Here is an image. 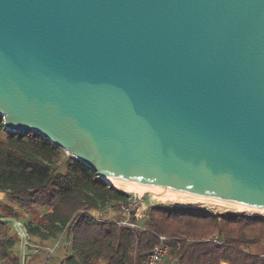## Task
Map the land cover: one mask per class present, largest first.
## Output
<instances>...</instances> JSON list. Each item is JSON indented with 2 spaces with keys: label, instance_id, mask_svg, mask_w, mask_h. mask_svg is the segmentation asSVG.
Instances as JSON below:
<instances>
[{
  "label": "water",
  "instance_id": "1",
  "mask_svg": "<svg viewBox=\"0 0 264 264\" xmlns=\"http://www.w3.org/2000/svg\"><path fill=\"white\" fill-rule=\"evenodd\" d=\"M0 115L104 176L264 208V0H0Z\"/></svg>",
  "mask_w": 264,
  "mask_h": 264
},
{
  "label": "trees",
  "instance_id": "2",
  "mask_svg": "<svg viewBox=\"0 0 264 264\" xmlns=\"http://www.w3.org/2000/svg\"><path fill=\"white\" fill-rule=\"evenodd\" d=\"M62 152L38 133L8 131L0 115V191L28 212L36 207L48 210L30 228L44 240L56 238L70 224L72 247L83 264H147L146 255L161 235L180 238L168 264H264L252 252L253 246L264 245V216L212 214L160 204L151 208L145 230H130L81 213L100 212L109 203L126 202L127 196L75 158L65 172H57L54 164ZM131 218L138 221L134 212ZM7 226L0 222V234ZM211 236L220 237L223 244L207 241ZM17 238L1 239L4 264H20L11 250Z\"/></svg>",
  "mask_w": 264,
  "mask_h": 264
},
{
  "label": "rangeland",
  "instance_id": "3",
  "mask_svg": "<svg viewBox=\"0 0 264 264\" xmlns=\"http://www.w3.org/2000/svg\"><path fill=\"white\" fill-rule=\"evenodd\" d=\"M73 158L74 157L72 154L68 153L66 150H63L62 154L54 164L56 171L60 173L65 172L68 165L72 162ZM102 179L105 180L104 178ZM113 187L122 191L127 196V201H132L134 203L132 211L138 217V222L136 221L139 226L138 229H144L146 227L147 221L149 219L148 215L151 208L160 204L168 208H190L197 212H208L212 214L227 212L231 214L236 213L261 217L264 216V212H246L239 211L234 208L232 210L217 209L215 208V205H213V203L209 201L196 200L194 202H189L188 204L182 205L166 204L154 198L153 194H151L150 192H145V194L140 195L134 191H127L117 186ZM0 193V222H7L8 224L6 230L0 234V241L6 236H18L16 243L11 248V250L19 256L20 264L22 263V259L24 256L29 264H63V261L66 264H83L80 256L76 252L75 248L72 247V244L69 240V238H71V235H68L66 233L60 241V246L56 248L53 253H51L48 248H53L56 245L62 235V231L56 238H49L44 240L39 233L30 230V228L36 227L34 219L42 216L46 211H48L46 208L36 207L28 212L23 208L17 206L16 204L11 203L7 197L6 192L0 191ZM149 200H152L153 203H151ZM114 207H117V204L115 205L113 203H109V206L102 208V212L97 211L98 213L96 212V215L98 217H104L111 221L123 219L124 214L121 213L120 210H116ZM100 213H102L101 216ZM17 231H23L25 234L20 235ZM252 252L256 254H263L264 245L253 246ZM169 260L172 261L171 259Z\"/></svg>",
  "mask_w": 264,
  "mask_h": 264
},
{
  "label": "built area",
  "instance_id": "4",
  "mask_svg": "<svg viewBox=\"0 0 264 264\" xmlns=\"http://www.w3.org/2000/svg\"><path fill=\"white\" fill-rule=\"evenodd\" d=\"M117 206H120V211L121 213L124 214V218L123 219H117V220H109L106 219L104 217H98L96 215L97 211H93V212H89L86 210H81V213H85V214H90L91 216H93L94 218L100 220V221H106V222H114L120 226H124L130 230L132 229H137L139 228L137 222L133 221L131 218V214H132V210H133V205L134 203L131 201H127L126 202H120V203H116ZM102 212V211H100ZM98 213V212H97ZM102 213H100L101 216ZM137 217V215H135ZM138 218V217H137ZM70 225V224H69ZM68 225V226H69ZM68 226H66L64 228V230L61 232V237L59 238L58 242L56 243V245L53 248H48L50 250L51 253L54 252V250H56V248H58L60 246V241L62 240V238L65 236V234H68ZM145 230V229H144ZM20 235L21 234H25L23 231H17ZM23 232V233H22ZM69 235V234H68ZM71 238H69L71 244L73 243V237L70 236ZM180 238L176 237V238H171V237H167V236H159V243L155 245L154 249L149 251L146 255V261L147 264H168L169 259H171L176 251V247L178 246V241ZM188 241H193L192 239L188 240ZM207 241H211L214 244H223V240L220 237L217 236H211L207 239ZM258 257L264 259V252L263 254H257ZM1 256V255H0ZM171 257V258H170ZM0 264H4V259H0ZM21 264H29L26 259L25 256L22 259V263ZM222 264H226V263H222Z\"/></svg>",
  "mask_w": 264,
  "mask_h": 264
},
{
  "label": "bare ground",
  "instance_id": "5",
  "mask_svg": "<svg viewBox=\"0 0 264 264\" xmlns=\"http://www.w3.org/2000/svg\"><path fill=\"white\" fill-rule=\"evenodd\" d=\"M104 179L109 182L110 184L117 186L121 189L127 190V191H134L140 195L145 194V192H150L153 194L154 198L158 199L162 203L166 204H188L189 202L194 201H209L215 205V208L217 209H237L239 211H250V212H264V208H255L252 206H245L236 202H230L222 199H213L205 196H199L193 193H185L180 192L177 190H171L167 189L165 187L161 186H154L147 183H139L136 181H125L121 179H113L107 176H104ZM1 194V193H0ZM1 196V195H0ZM151 203H153L152 200H149ZM214 207V206H213Z\"/></svg>",
  "mask_w": 264,
  "mask_h": 264
}]
</instances>
